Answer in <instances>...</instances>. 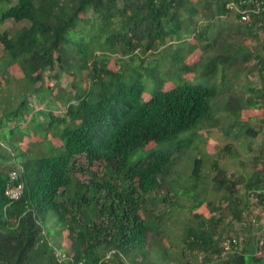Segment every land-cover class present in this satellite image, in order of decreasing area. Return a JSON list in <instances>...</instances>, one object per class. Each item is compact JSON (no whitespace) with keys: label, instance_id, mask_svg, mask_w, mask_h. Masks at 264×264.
I'll use <instances>...</instances> for the list:
<instances>
[{"label":"trees","instance_id":"trees-1","mask_svg":"<svg viewBox=\"0 0 264 264\" xmlns=\"http://www.w3.org/2000/svg\"><path fill=\"white\" fill-rule=\"evenodd\" d=\"M0 12V21L24 23L12 33L0 34L4 50L0 65L19 68L21 75L16 80L22 88L49 95L41 97L44 106L30 117L35 122L42 117L39 126L45 131L27 129L32 132L28 143H10L22 150L14 156L4 155L8 162L18 155L22 158L0 168V264H143L139 258L149 253L148 234L162 218L155 213L157 203L169 201L173 206L175 202L167 195L154 197L155 191L171 183L172 166L193 145L182 149V140L175 156L153 147L177 141L186 131L192 134L195 130L197 136L196 129L205 127L201 126L204 123L218 127L209 103L217 90L182 83L142 101L144 85L139 79H122L126 72L122 61L143 64L147 54L159 58L174 44L177 47L171 55L177 58L185 49L183 42L194 41L195 48L204 44L205 50L202 56L198 51L191 55L184 72L198 68L205 58L201 72L211 74L232 52L240 51L238 71L244 72L246 80L250 70L257 69L260 76L256 86L245 82L249 102L251 106L264 104V0H16L14 4L0 0ZM243 12L250 14L249 21L242 20ZM216 20L228 25L229 36L232 40L239 37L240 42L218 45V35L210 29ZM254 37L257 46L249 50L245 41ZM216 48L228 49V57ZM114 55L121 56L118 70L109 67ZM250 60L254 63L248 70L243 64ZM64 74L71 76L66 85L61 83ZM243 109L242 95L235 90L227 111L235 121ZM15 116L25 119L24 112ZM237 122L233 123L247 126L245 132L252 134L253 141L246 145L253 151L264 117L256 127L249 121ZM45 139L50 141L48 146ZM153 143L145 157L129 161L137 149ZM260 152L254 156L260 166L234 180L218 159L212 162L214 177L207 180L203 160L196 158L190 191L195 194L204 182L203 196L212 185L216 193L229 197L222 205L208 201L211 215L195 211V220L185 226L187 247L205 251L199 264L264 260L254 255L258 231L248 220L255 204L250 203V193L264 205V148ZM97 162L104 163L103 175L92 170ZM119 165L128 167V184L120 181ZM82 174H88L89 181H83ZM238 184L245 190L243 197L235 195ZM19 185L22 193L18 197L7 194L10 187ZM194 196L192 207L196 209L204 198ZM231 234L238 237V248L223 257V242ZM64 238L69 245L63 244Z\"/></svg>","mask_w":264,"mask_h":264},{"label":"rangeland","instance_id":"rangeland-1","mask_svg":"<svg viewBox=\"0 0 264 264\" xmlns=\"http://www.w3.org/2000/svg\"><path fill=\"white\" fill-rule=\"evenodd\" d=\"M15 2L16 0H12V4ZM23 24L24 23L16 22L13 19L0 21V34L6 30L12 33ZM210 29L213 33H217L218 45H226L227 47L231 42L234 46L241 40L239 37L236 40H232V37L229 36L230 28L221 20H216L212 23ZM185 38L190 40L192 39V36H186ZM194 45V41L188 43L187 41H184L183 47H185V49L183 48L184 50L176 55L177 58H174L171 55L172 51L177 47V45L174 44L172 47L169 46L166 48L162 54H159V58L155 55L147 54L144 56L145 61L143 64H141V61L130 62L128 64L125 61H122L121 68L126 69L122 79L127 82H133L139 79V81L144 85L145 90L142 93V101H146L160 89L165 90L170 88L172 85L182 83L195 82L204 86L216 88L217 95L210 98L209 103L212 113L214 114V118L219 120V126L222 128L221 129L219 126H207V123H204L201 126L205 127H198L196 129L197 136L195 135V130L192 131V134L190 133L191 131H186L180 135L177 141L162 142L156 147H153L155 146L153 143L137 149L129 157L130 162H135L145 157L151 150H153V148H155V150L168 152L172 156H175L179 154L180 147L178 148V146L181 145L180 143L182 140H184L182 143H184L185 146L181 147L182 149L186 148V144L193 145L190 150L188 147V149H186L188 152H186L184 156L172 166V172L168 178V181L171 183H165L155 191L154 197L162 198L167 195L169 199L175 202L173 206L169 201H160L157 203L155 213H161L162 218L157 219V223L154 226L155 232L151 231L148 234V243L146 248L149 250V253L145 258L143 256L139 258L143 264H180V262L199 264L201 262L205 251L199 248H194V250L191 251L187 247L184 241L186 237L185 226L188 222L195 220V216L193 215L195 211H199L206 216L211 215L207 204L208 201H214L216 204L222 205L228 203L226 201L229 197H226V195L221 192L216 193L212 185L208 187L206 195L203 196V194H205L204 182H201L197 186L195 194L192 193V190L190 191L196 158H202V170H205V177L207 180H211L214 177V172L212 171V162L214 159H218L219 164L226 168L227 175L232 180L240 178L242 174H247L252 170V168L260 166V163L254 159V156L259 155L261 153V149L264 148V124H261L260 132L252 144L254 149L252 151L249 146L246 145L247 142L253 141L252 134L245 132L247 126L240 124L235 125L233 123H238L237 121L244 120L249 121L252 123V126L256 127L260 125V120L264 117V104L254 103L251 106L252 102H249V93L244 90L245 82L249 81L254 86L260 84V76L257 69L254 71L250 70V75L246 80L244 72L241 70L238 71V63L242 61L241 52H232V55L228 57V49L216 48L218 53L225 54L228 57L225 63L219 65L216 72L211 74H203L201 72V70H204L203 68L206 62L205 58L200 60L198 68H192L188 72H184L186 66L191 64V55L198 51V53L201 52L199 56H202V51L205 50L204 44H202L200 48H195ZM245 45L249 50H251L254 45L257 46L255 37L247 38ZM3 51V44L0 40V53ZM194 55L193 59L196 58ZM120 57L121 56L114 55L111 58L109 63V67L111 69L118 70L120 68V63H118L117 59ZM155 57L156 59L151 61ZM151 63L153 64L151 65ZM253 63L254 61L250 60L245 62L243 65H245V67L249 70L252 68ZM149 65H151V68H148ZM7 66L8 67L4 68L2 64L0 65V168L12 165L16 162V160L19 161L22 158V156L18 155L15 160L10 159L11 161L8 162L4 159V155L12 154L14 156L15 152L17 153L22 150L15 146L17 143H24L26 141L28 143L30 139H28V137L32 132L27 129L32 127L45 131V128L39 126L41 125L39 123V119H42V117H39L37 122H35L34 119L31 121L30 117L31 115L33 116L34 113H37L38 107L42 104L43 100L41 97L45 98L46 96H49L45 93L41 95L38 93L33 94L31 93L33 91L32 89L22 88L20 85L21 83L18 84L16 80L19 79L18 74L21 75L19 68H15L11 65ZM70 78V75H62L61 83L66 85L70 82ZM168 79H170V81ZM235 90L239 91L242 95L244 109L239 112L237 119L234 121L232 117H230V115L234 114L228 112L227 110L230 96H232ZM39 100H41V103ZM27 102L32 105H24ZM44 104L45 103L43 102L42 106H44ZM29 111L32 112L30 115H27V112ZM21 112H24L25 119H18L15 116L16 113ZM20 137L22 138L19 139ZM33 138L35 141L36 137ZM39 140H41V138ZM49 142L50 141L48 139H45L44 145L48 146ZM10 143H13L15 146L10 145ZM39 149L41 148L37 145L35 150L38 151ZM119 167L122 171V178L120 181L128 184L129 181L125 177L128 167L121 165H119ZM92 170L93 172L98 173V175H103L105 172L104 163L97 162ZM80 177L86 182L90 179L88 174H82ZM235 188L237 189L235 191V195L243 197V194L245 193L243 186L238 184ZM178 190H180V192H178ZM194 195H196V200H200L201 197L204 198L202 205L196 209L192 207L194 206V204H192V196L195 198ZM249 195L250 203L255 202L256 197L251 193ZM244 204L245 203L243 201L242 205ZM253 206L254 204H252L253 212L258 211L259 213H263L262 219L264 222V211H262L260 207L254 208ZM51 217L54 220L56 219L54 213H51ZM52 218L50 220L51 223ZM237 225L238 224H234V227ZM63 234L64 237L67 236L68 229H65ZM62 242L65 246L66 244H70L66 238H64ZM61 252L63 251H58V253ZM216 262L218 261L216 260ZM206 264L211 263L207 262ZM248 264H264V260H253L251 262L249 261Z\"/></svg>","mask_w":264,"mask_h":264},{"label":"built area","instance_id":"built-area-1","mask_svg":"<svg viewBox=\"0 0 264 264\" xmlns=\"http://www.w3.org/2000/svg\"><path fill=\"white\" fill-rule=\"evenodd\" d=\"M241 18L243 21H249L251 19L250 14L248 12H243ZM21 193H22V185H19L17 187H10L7 191V194H10L11 197H18ZM253 195L256 197L255 202H253L255 203L253 207L254 208L260 207L262 211H264L263 204L257 203V201L259 200L258 196L254 193ZM262 216H263L262 212L259 213L258 211L256 212L252 211V214L248 216V220L250 221L252 227L256 231H258L254 255L264 258V235H262L261 233V230L262 231L264 230V222H263ZM238 245H239L238 237L236 235L231 234V236L227 237L225 241L223 242L224 249L222 252V256H225L228 253L234 252L238 248Z\"/></svg>","mask_w":264,"mask_h":264},{"label":"clouds","instance_id":"clouds-1","mask_svg":"<svg viewBox=\"0 0 264 264\" xmlns=\"http://www.w3.org/2000/svg\"><path fill=\"white\" fill-rule=\"evenodd\" d=\"M226 255H227V254H226ZM226 255H225V256H226ZM223 257H224V256H223Z\"/></svg>","mask_w":264,"mask_h":264}]
</instances>
